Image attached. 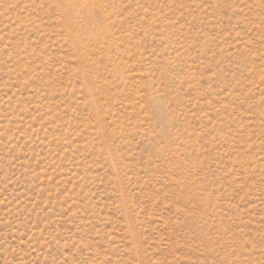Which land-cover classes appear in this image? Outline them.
Returning <instances> with one entry per match:
<instances>
[{
	"label": "rangeland",
	"instance_id": "rangeland-1",
	"mask_svg": "<svg viewBox=\"0 0 264 264\" xmlns=\"http://www.w3.org/2000/svg\"><path fill=\"white\" fill-rule=\"evenodd\" d=\"M0 264H264V0H0Z\"/></svg>",
	"mask_w": 264,
	"mask_h": 264
}]
</instances>
